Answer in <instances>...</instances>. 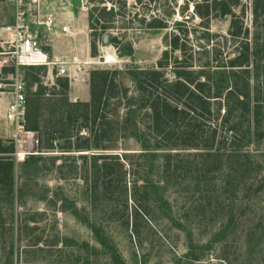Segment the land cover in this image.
Listing matches in <instances>:
<instances>
[{
    "label": "rangeland",
    "instance_id": "rangeland-1",
    "mask_svg": "<svg viewBox=\"0 0 264 264\" xmlns=\"http://www.w3.org/2000/svg\"><path fill=\"white\" fill-rule=\"evenodd\" d=\"M194 2L203 0H47L43 16L55 13L60 22L68 12L74 14V20H69L74 37H58L52 49L40 29L41 48L50 56L51 49L61 55L69 74L77 75L78 81L61 95L56 82L67 79L57 77L56 69H51L50 87L42 100H37L41 105L37 108L42 107L40 113L43 110L44 114L40 120L43 141L38 142L33 155L38 157L35 162H27L26 157L20 163L13 156L7 159L13 166V192L0 178V264H264V13L253 24V0H241L234 9L236 27H242L241 33L247 30L248 36L233 38L230 18L212 17L206 25L195 16ZM100 3L106 12L114 8L113 16L99 12ZM89 17L111 24L95 33L89 27ZM13 21L12 0H0V29ZM80 29L86 37H81ZM105 36L116 39L119 46L103 43ZM173 37L180 38L183 53L171 52L169 40ZM82 38L88 46L85 55ZM255 39L258 63L246 65L248 85H243L241 92L248 100L243 101V109L231 101L227 121L225 106L198 119L205 138L214 134L210 158L202 160L200 156L208 153L202 147V151L184 149L178 135L171 142L157 140L160 147L155 150L149 141L153 136L147 133L148 113L138 110V94L129 74L159 70L157 63L164 52L168 67L163 71L170 81L176 58L185 57L191 70L204 69L207 64L227 66L243 49V41ZM10 41L0 33L3 85L11 77ZM128 47L133 51L130 57L122 53ZM107 56H112L114 64L102 63ZM100 71L111 73L117 86L107 107H101L98 115L90 113L96 116L95 124L93 118H81L84 110L79 107L78 118L68 126L69 136L87 139L91 149L64 153L61 148L67 143L60 139L55 121H49V107L54 103L57 117L62 111L56 107L63 96L71 104H88L90 74ZM21 74L28 101L36 90L35 80L45 88L42 79L47 70L27 68ZM2 90L0 139L13 142V126L4 120L9 89ZM124 90L131 101L121 99ZM51 93L58 96L46 100ZM128 105L130 112L135 110L132 117L137 133H124L139 138L144 132L141 141H149L150 149L156 151L153 161L149 155L144 157L136 138L119 136L117 129ZM103 118L106 121L101 123ZM171 127L173 131L176 128ZM177 131L184 132L182 125L178 124ZM91 132L97 133L95 139ZM71 144L75 146L74 138ZM47 145L51 148L45 150ZM41 148L44 151L38 153ZM165 156L172 157L170 163ZM88 225L99 229L102 244Z\"/></svg>",
    "mask_w": 264,
    "mask_h": 264
},
{
    "label": "trees",
    "instance_id": "trees-1",
    "mask_svg": "<svg viewBox=\"0 0 264 264\" xmlns=\"http://www.w3.org/2000/svg\"><path fill=\"white\" fill-rule=\"evenodd\" d=\"M240 2L241 0H203V2L193 3V11H195V16L205 22L206 25L208 24L209 19L212 17L216 19L230 18L231 22L229 27L231 29V37L239 38L241 35L247 37V30H244L243 33H241L242 27H236V21L238 18L234 15V9L240 6ZM100 4H103V7L99 12H105L108 16H113L114 8H110L109 11L106 12V6L104 3ZM252 5L253 8L251 11V19L253 24H256L258 18L260 17V13H264V0H253ZM92 19L93 18L89 17V27H91L92 31L95 33L99 30L104 31L107 28V25L109 23L111 24V21H106L103 18H101L103 20H100L99 18H96L95 20ZM179 41L180 38L178 37H173L169 40V48L172 53H183L185 50L184 45L180 46ZM108 43L115 47L119 46L117 40L114 38L109 39ZM252 43H254L253 46H250ZM256 43V39L254 42L243 41V49H240V52L237 54L236 58L229 61L227 66L222 64V67L219 68L211 67L210 64H207L204 69L191 70V65L186 64L187 61L185 57L183 59L176 58L173 60L174 68L172 81L166 79L164 75L165 72L163 71L168 67L167 52L162 54L160 61L157 63V68L159 70L150 68L148 70H136L135 74H129L138 94L136 100V103H138L137 106H139L138 110H145L146 113H148V116L145 114L149 119V128L147 133H150L153 136L152 140L149 141L150 143H153L155 147H157L155 150H158L160 147L158 141H161L162 143H166V141L171 142V140H173V136L178 135L177 138L180 141H184L182 142L184 149L199 150L202 147L201 149H203L204 153L208 152L207 155L200 156L202 160L211 156L209 153H211L210 150L214 141V134L212 133L209 138H205V135L202 131V124L198 119L210 114V112L215 109V107H217L216 112L218 113L219 109L224 108L225 106L227 111L225 120L227 121L228 114H230V110L232 109L230 105L231 101L235 102L243 109V101L245 103L248 100L241 92L243 85L244 88H246L248 85L247 76L249 74V70L248 66L246 65H248L250 62L258 63V59L255 58V54L258 51L254 53L257 50ZM122 51L123 55L129 57L133 52L130 47L125 50L123 49ZM249 52H251V54H249ZM92 56H95L94 52L92 53ZM189 62H191V60H189ZM257 68L258 67H256V69ZM229 69H231V72ZM227 70H229L228 73L226 72ZM3 71L5 72L7 70L4 69ZM257 71H259V69H257ZM9 72L10 75L14 74V67H12ZM110 75L111 73L104 71L93 72L90 74V101L88 104H82L79 102L71 104L66 101V96H63L59 101V107L58 105L56 107V109L58 108V111H62L61 114H57V117L59 118L56 117L54 103H52L49 107V111L51 112L49 121L52 123L55 121L54 126L59 127L58 131L60 132V139H63L65 143H67L64 148H61L62 152H71L70 150L72 149H75L74 151H89L91 149L87 139L80 141V138L76 136H69L68 126L71 124L72 120L78 118L76 114L79 107L83 108L84 110V114L81 115V118L85 119V121L88 120L87 118H93V122L95 124L96 116H89L90 113H96L98 115L101 107L105 106L106 108L109 95H112L117 87L114 84V77H111ZM257 78L258 76L256 73V81ZM34 83L37 86L35 92L30 94V99L27 101L25 127L28 131L35 132L37 137H39L38 142L42 143L43 130L40 126V120L42 121L44 114L43 110L40 113L42 107L40 110H38L37 105H39V103L37 100H42L48 90L46 87L43 88L40 86V81L35 80ZM56 83L61 89V95L65 94V92L69 90V83L67 80H58ZM126 92L127 91L124 90V96L121 99L127 97ZM57 96L58 93L48 94L46 100H51ZM232 96L236 97L231 99ZM126 100L131 101V99L128 98H126ZM117 104H119L118 100ZM128 109L129 110L126 112L127 114L123 120H121L123 123L120 122V128L117 129L120 138H136L139 141L138 143L141 145L142 150L145 152L144 157H148L149 155V157L152 158V161L155 160L156 151L150 149L149 141H141V137L145 138L144 132H140L139 138L135 135V133H137L135 130L137 129V122L132 117L135 110L130 112L132 109L130 105H128ZM104 120L106 121V119L103 118L101 123H103ZM172 124L176 127L174 131L170 130L172 128ZM178 124L182 125L184 130L183 133H178ZM126 126L133 129H127ZM126 131L128 133L132 131L135 133L132 136L130 134L124 133ZM92 133L95 139L97 137V133L95 134L94 132H91V135ZM98 133H100V131ZM104 135L105 133L101 131V136ZM73 138L76 143L74 147L71 144V140ZM195 139L199 140L200 142H193ZM234 144L235 143L232 145ZM45 147V150H48L51 148V145H47ZM42 151H44L43 148H41L38 153H41ZM13 153V142L0 139V178L9 192H13V166L11 161L7 159L11 158ZM36 157L38 156H28L27 162H35L37 159ZM176 157L178 156H174L173 158ZM165 158L167 163H170L172 160V157L170 156H165ZM24 163H26V161ZM194 169H196V167ZM88 227L93 232L97 242L102 244L103 240L99 233V229L90 225H88Z\"/></svg>",
    "mask_w": 264,
    "mask_h": 264
},
{
    "label": "built area",
    "instance_id": "built-area-1",
    "mask_svg": "<svg viewBox=\"0 0 264 264\" xmlns=\"http://www.w3.org/2000/svg\"><path fill=\"white\" fill-rule=\"evenodd\" d=\"M12 3L14 5V21L11 25L2 27L0 33L11 38L10 44L13 45L12 67H14L15 72L9 78V83L0 84V95L3 94V88L9 89L6 93L9 96V102L5 107L4 120L13 126L15 132L13 136V158L20 163L26 157L36 154L38 148L37 134L26 130L25 127L26 81L21 74L22 70L46 68L47 74L42 79V85L45 87H50L49 81L52 77L51 69L53 68L57 71V77H65L68 80L69 86L77 83L78 79L77 75L69 74L67 62L50 58L41 48L39 30H44L48 35H51L58 28L55 13L49 12L44 16L41 14L47 0H12ZM58 30L63 37H74L73 30L68 24L60 26ZM109 57L102 58L104 65L114 64V60ZM71 64L75 68V62ZM23 138L25 141H22Z\"/></svg>",
    "mask_w": 264,
    "mask_h": 264
},
{
    "label": "crops",
    "instance_id": "crops-1",
    "mask_svg": "<svg viewBox=\"0 0 264 264\" xmlns=\"http://www.w3.org/2000/svg\"><path fill=\"white\" fill-rule=\"evenodd\" d=\"M67 18H66V20H67V22H66V20L65 19H62V20H60V22H59V20H58V29H59V27L60 26H63V25H69L70 26V28H71V25H70V22H69V20L71 21V20H74V14L72 13V12H68L67 13ZM85 24H84V26H83V28L84 29H86V24H87V21L85 20ZM60 23V24H59ZM72 29V28H71ZM41 31V30H40ZM44 31V30H43ZM79 33H80V35H81V37H83V35H84V37H86L87 36V34H86V32H85V30H83V29H80V31H79ZM60 36H62L61 34H60V32L59 31H53L52 33H51V35H48L45 31H44V35H43V38L45 39V40H47V42H48V44H49V46L53 49V47H54V44H55V41H57V38L58 37H60ZM86 39V38H85ZM82 41H83V48H84V45H85V51L83 52L84 53V55H85V53H87V45H86V43L84 42V38H82ZM52 49H51V56L50 55H48L50 58H56V59H59V60H63V58H61V55H59V54H57L56 52H55V50H53L52 51ZM78 99V98H77ZM83 101H85V100H83Z\"/></svg>",
    "mask_w": 264,
    "mask_h": 264
},
{
    "label": "water",
    "instance_id": "water-1",
    "mask_svg": "<svg viewBox=\"0 0 264 264\" xmlns=\"http://www.w3.org/2000/svg\"><path fill=\"white\" fill-rule=\"evenodd\" d=\"M107 42H108V37H107V36H105V37H104V39H103V43H105V44H106Z\"/></svg>",
    "mask_w": 264,
    "mask_h": 264
},
{
    "label": "bare ground",
    "instance_id": "bare-ground-1",
    "mask_svg": "<svg viewBox=\"0 0 264 264\" xmlns=\"http://www.w3.org/2000/svg\"><path fill=\"white\" fill-rule=\"evenodd\" d=\"M111 57H112V56H110L109 58H110L111 60H113ZM24 139H25V138H23L22 141H25Z\"/></svg>",
    "mask_w": 264,
    "mask_h": 264
}]
</instances>
